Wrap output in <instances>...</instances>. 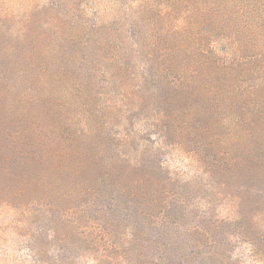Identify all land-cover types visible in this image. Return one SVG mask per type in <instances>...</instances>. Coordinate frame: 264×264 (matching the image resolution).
Segmentation results:
<instances>
[{
  "label": "rangeland",
  "instance_id": "obj_1",
  "mask_svg": "<svg viewBox=\"0 0 264 264\" xmlns=\"http://www.w3.org/2000/svg\"><path fill=\"white\" fill-rule=\"evenodd\" d=\"M0 264H264V0H0Z\"/></svg>",
  "mask_w": 264,
  "mask_h": 264
}]
</instances>
